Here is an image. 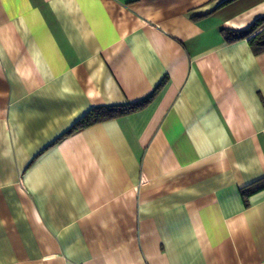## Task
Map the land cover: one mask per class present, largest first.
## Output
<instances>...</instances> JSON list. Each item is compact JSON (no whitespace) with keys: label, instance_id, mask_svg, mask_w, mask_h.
Here are the masks:
<instances>
[{"label":"crops","instance_id":"0c3cea01","mask_svg":"<svg viewBox=\"0 0 264 264\" xmlns=\"http://www.w3.org/2000/svg\"><path fill=\"white\" fill-rule=\"evenodd\" d=\"M259 18L0 0V264H264V51L224 34Z\"/></svg>","mask_w":264,"mask_h":264},{"label":"trees","instance_id":"16d2710c","mask_svg":"<svg viewBox=\"0 0 264 264\" xmlns=\"http://www.w3.org/2000/svg\"><path fill=\"white\" fill-rule=\"evenodd\" d=\"M227 40L234 41L238 39L248 38L249 46L254 53H260L264 51V18L257 19L248 28L242 31H227L224 30ZM230 35V38L228 36ZM114 109L118 108L113 106ZM96 109H92L87 112L80 120H78L72 127L70 131L81 129L85 126L92 124L95 121L102 119L104 116L99 115L95 112ZM114 113L109 114L112 116Z\"/></svg>","mask_w":264,"mask_h":264}]
</instances>
